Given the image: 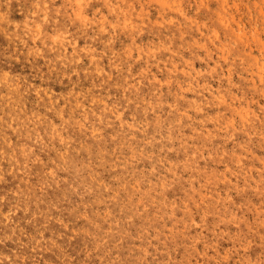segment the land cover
<instances>
[{
    "label": "rangeland",
    "instance_id": "1",
    "mask_svg": "<svg viewBox=\"0 0 264 264\" xmlns=\"http://www.w3.org/2000/svg\"><path fill=\"white\" fill-rule=\"evenodd\" d=\"M0 264H264V0H0Z\"/></svg>",
    "mask_w": 264,
    "mask_h": 264
},
{
    "label": "bare ground",
    "instance_id": "2",
    "mask_svg": "<svg viewBox=\"0 0 264 264\" xmlns=\"http://www.w3.org/2000/svg\"><path fill=\"white\" fill-rule=\"evenodd\" d=\"M114 1V0H113ZM187 2V1H186ZM205 2V1H204ZM213 5V4H212ZM80 6V4H79ZM120 6V5H119ZM6 7V5H5ZM249 7V6H248ZM35 8V7H34ZM67 8V7H66ZM253 8V7H252ZM35 10V9H34ZM240 10V9H239ZM99 14V13H98ZM50 15V14H49ZM93 17V16H92ZM54 18V17H53ZM119 20V19H118ZM121 20V19H120ZM75 21V20H74ZM106 22V21H105ZM79 23V22H78ZM100 24V23H99ZM105 24V23H104ZM242 25V24H241ZM178 26V25H177ZM66 27V26H65ZM246 27V26H245ZM79 28V27H78ZM113 28V27H112ZM72 29V28H71ZM114 29V28H113ZM123 30V29H122ZM201 31V30H200ZM77 32V31H76ZM87 32V31H86ZM58 33V32H57ZM175 35V34H174ZM253 35V34H252ZM66 38V37H65ZM120 40V39H119ZM56 41V40H54ZM104 42V41H103ZM62 43V42H61ZM216 43V42H215ZM107 45V44H106ZM119 47V46H118ZM117 47V48H118ZM79 51V50H78ZM53 52V51H52ZM83 55V54H82ZM160 56V55H159ZM168 56V55H167ZM152 57V56H151ZM153 58V57H152ZM158 58V57H157ZM188 58V57H187ZM90 59V58H89ZM133 59V58H132ZM135 59V58H134ZM94 60V59H93ZM74 63V62H73ZM157 64V63H156ZM162 65V64H161ZM54 66V65H53ZM88 66V65H87ZM94 66V65H93ZM144 66V65H143ZM79 67V66H78ZM122 67V66H121ZM75 69V68H74ZM131 69V68H130ZM53 70V69H52ZM77 70V69H76ZM133 70V69H132ZM97 72V71H96ZM147 72V70H146ZM159 72V71H158ZM237 72V71H236ZM120 74V73H119ZM11 75V74H10ZM125 75V74H124ZM62 76V75H61ZM79 76V75H78ZM119 76V75H118ZM73 77V76H72ZM124 77V76H123ZM155 78V77H154ZM54 79V78H53ZM82 80V79H80ZM99 80V79H98ZM113 80V79H112ZM137 80V79H136ZM14 84V83H13ZM162 84V83H161ZM201 84V83H200ZM162 86V85H161ZM4 89V88H3ZM70 89V88H69ZM82 89V88H81ZM6 90V89H5ZM74 90V89H73ZM86 90V89H85ZM172 90V89H171ZM92 91V90H91ZM163 91V90H162ZM2 92V91H1ZM111 92V91H110ZM7 93V92H6ZM95 96V95H94ZM79 99V98H78ZM104 100V99H103ZM170 100V99H169ZM12 101V100H11ZM100 101V100H99ZM109 101V100H108ZM236 102V101H235ZM79 103V102H78ZM91 103V102H90ZM172 106V105H171ZM143 107V106H142ZM187 109V108H186ZM82 112V111H81ZM244 112V111H243ZM81 114V113H80ZM126 114V113H125ZM183 114V113H182ZM198 116V115H197ZM164 118V117H163ZM78 122V121H77ZM85 123V122H84ZM188 132V131H187ZM215 143V142H214ZM261 167V166H260ZM48 168V167H47ZM260 169V168H259ZM255 173V172H254ZM190 174V173H189ZM259 182V181H258ZM77 202V201H76ZM257 205V204H256ZM243 208V207H242ZM2 214V213H1ZM29 237V236H28ZM31 237V236H30ZM33 243V242H32Z\"/></svg>",
    "mask_w": 264,
    "mask_h": 264
}]
</instances>
